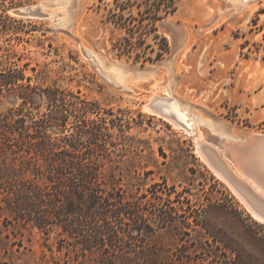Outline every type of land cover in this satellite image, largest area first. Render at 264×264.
I'll use <instances>...</instances> for the list:
<instances>
[{
  "label": "rangeland",
  "instance_id": "374dc122",
  "mask_svg": "<svg viewBox=\"0 0 264 264\" xmlns=\"http://www.w3.org/2000/svg\"><path fill=\"white\" fill-rule=\"evenodd\" d=\"M104 2L111 0H0L6 26L0 25V69L22 68L31 84L64 89L56 100L32 91L25 99L17 90L0 95V126H19L21 114L27 125L22 136L4 137L0 129V259L9 264H53L69 257L68 264L112 263L99 250L82 252L64 230L76 222L67 200L72 181H86L81 172H93L86 183L112 201L145 202L151 185L161 183L185 189L183 195L196 204L221 200L229 192L255 219L209 169L195 140L208 139L214 130L227 136L229 127L236 134L264 132V0H179L175 13L159 25L170 51L158 67L157 61L141 65L110 53L112 35L100 22ZM24 8L39 11L26 15L20 13ZM94 53L105 67H125L119 79L134 80L136 86L118 81L117 66L106 67L112 75L105 76ZM153 94L173 97L194 133L147 111ZM61 112L68 116L67 128L50 126L38 137L39 121ZM41 140L54 144V158H69L67 170L23 150ZM112 209L98 213L93 224L126 234L132 220ZM149 210L143 204L140 211L147 218ZM189 231L155 227L142 246L129 247L113 262L131 264L153 247L160 255L171 254L181 238L205 239L199 226Z\"/></svg>",
  "mask_w": 264,
  "mask_h": 264
},
{
  "label": "trees",
  "instance_id": "16d2710c",
  "mask_svg": "<svg viewBox=\"0 0 264 264\" xmlns=\"http://www.w3.org/2000/svg\"><path fill=\"white\" fill-rule=\"evenodd\" d=\"M178 3L179 0H111V2H104L100 22L112 35L109 39L110 53L118 58L126 57L141 65L163 59L170 51V43L161 32L159 25L175 13ZM97 7L100 12V4ZM4 19L5 17L0 14L2 30L6 27ZM31 78L25 75L22 68L6 66L0 69V95L10 90H17V95L25 99L32 91L54 100L59 94H64V89L55 84L44 88L38 84H31ZM67 121L68 116L64 112L54 116L49 115L46 119L39 121L35 131L38 137H44V130L47 127L56 126L63 130L67 128ZM17 122L20 123L17 127L3 124L0 129L4 134L16 133L22 136L27 127L22 114ZM4 137H7V134ZM53 146L51 141L41 140L30 143L23 150L27 154L43 158L46 156L45 161L49 159L47 162L62 163L60 170H67V167H70L68 166L69 158H54V154L51 153V150L55 153ZM19 147L23 148V146ZM81 173L86 181H88L86 178H94L93 172ZM86 181L84 183L72 181L71 183L73 193L70 197L68 196L67 211L76 222L64 227L65 231L74 236L76 246L84 253L99 250L108 261H112L111 264H115L113 262L115 256L127 253L129 247L142 246L145 241L144 235L152 232L155 227L171 226L179 234L189 235L191 234L189 230H195L199 226L205 236L203 241L196 242L181 238L183 242L171 251V254L160 255L153 247L148 252L143 251L131 264H264V224L253 219L244 209H241L239 203L229 192L225 193L221 200L208 199L205 203L196 204L183 195L185 189L176 191L173 185L163 186L161 183H154L151 185L149 197L144 195L147 197L146 201L135 202L132 205L122 199L112 201L98 195L97 188L92 184H87ZM81 189L88 192L86 196L81 194ZM114 201L118 204H115L116 207L112 209L111 205ZM143 204L150 205L147 218L140 211ZM107 208H111L113 213H123L132 220L134 225L126 234L114 228L108 230L107 226L103 228L97 223L93 224L97 220L98 213H103ZM53 261V264H68L71 259L69 257L64 261L56 259ZM0 264L9 263L0 259Z\"/></svg>",
  "mask_w": 264,
  "mask_h": 264
},
{
  "label": "water",
  "instance_id": "95a60500",
  "mask_svg": "<svg viewBox=\"0 0 264 264\" xmlns=\"http://www.w3.org/2000/svg\"><path fill=\"white\" fill-rule=\"evenodd\" d=\"M38 11L24 8L20 13L33 15ZM93 59L106 76L101 56L94 53ZM161 62L153 66L162 65ZM209 131L213 130L209 128ZM198 149L209 169L226 183L247 211L264 224V132L242 131L229 138L214 130L208 139L199 142Z\"/></svg>",
  "mask_w": 264,
  "mask_h": 264
},
{
  "label": "bare ground",
  "instance_id": "6f19581e",
  "mask_svg": "<svg viewBox=\"0 0 264 264\" xmlns=\"http://www.w3.org/2000/svg\"><path fill=\"white\" fill-rule=\"evenodd\" d=\"M100 63L104 64V62L102 60H100ZM104 66H105V64H104ZM108 66H117V65L109 64L106 67L108 68ZM125 71H128L125 67H123L121 65L117 66L116 76H117L118 81L120 83H122V85H124L127 88H131L130 86L132 84H134V86H136L135 85L136 83L134 80H129L125 77L122 79H119L120 75ZM111 73H112V68L109 67V70L106 74L107 75L110 74V76H111L112 75ZM172 98L173 97L158 96L157 94H153L151 96L150 100L145 104L144 108L151 113L155 112V114H161V116L171 118L173 124H176L177 126L185 129V131L188 132L189 134H193L194 133L193 122H189V118L186 116V113L181 112V110L179 109L178 105L175 104V102H173V103L171 102ZM232 128L230 129V127H229V130L227 132V133H229V135L227 134V136L229 138L236 135L235 129L233 128V130H232ZM200 141H205V139L202 137L196 138V140H195L196 151L201 156V158H203V155L201 154V152H199V149H198V145H199Z\"/></svg>",
  "mask_w": 264,
  "mask_h": 264
}]
</instances>
